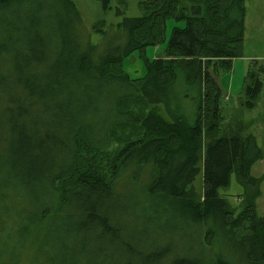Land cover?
I'll list each match as a JSON object with an SVG mask.
<instances>
[{
    "label": "trees",
    "instance_id": "obj_1",
    "mask_svg": "<svg viewBox=\"0 0 264 264\" xmlns=\"http://www.w3.org/2000/svg\"><path fill=\"white\" fill-rule=\"evenodd\" d=\"M187 1L143 4L103 51L70 0H0V264L59 263L64 255L37 244L44 233L58 252L60 238L73 242L72 264H264L260 180L250 174L260 148L239 122L224 128L217 81L241 54L244 0ZM41 3L55 8L53 24L38 21L24 40L21 23ZM170 19L186 26L130 78L123 60L163 43ZM179 83L195 95L192 120L170 110ZM261 90L256 77L243 105L253 108ZM232 174L243 188L238 212L217 194ZM163 221L184 223L199 256L157 241L137 254L122 236L128 225ZM231 241L248 250L231 251Z\"/></svg>",
    "mask_w": 264,
    "mask_h": 264
},
{
    "label": "rangeland",
    "instance_id": "obj_2",
    "mask_svg": "<svg viewBox=\"0 0 264 264\" xmlns=\"http://www.w3.org/2000/svg\"><path fill=\"white\" fill-rule=\"evenodd\" d=\"M74 3L79 12L82 29L85 30L86 36L93 45H101L103 51L107 48H113L110 42L115 33L116 37L122 35L119 30V25L125 18H138L143 14L142 5L152 0H109L104 3L103 0H70ZM180 7L187 4V0H179ZM105 4V5H104ZM43 10L35 18H25L21 23L22 29L29 30L26 33L22 32V39L31 41L33 38L34 29L37 28L38 21L41 25L51 27L53 18L51 11L55 8L47 4H40ZM244 33L242 40V50L239 57L233 60L230 72H224L218 77V85L222 90V123L224 128L234 129L237 122L245 127V132L255 136L257 145L260 148L261 156L251 166V176L260 180V197L256 201V214L264 218V0H244ZM186 21L184 19L176 21L170 19L166 22L165 40L163 43L154 46H148L145 54L141 55L138 51H134L123 60L122 67L124 71L132 79H140L146 73V59H154L158 56H163L164 50L167 47L170 39V34L173 28H184ZM81 29V30H82ZM101 30L103 33H101ZM105 38L107 41H103ZM114 45H121L117 42ZM248 75L250 77H248ZM258 77L262 82V90L253 108H247L243 105L249 95L246 94L245 86L253 82L254 78ZM113 92V89H110ZM195 95L188 88L179 83L171 92L170 110L186 115L187 119L192 120L195 111ZM120 144L116 142L114 147ZM112 144H110L107 152H110ZM193 186L199 193L202 186V176L199 172L195 176ZM243 193L242 186L236 180L235 174L230 177L228 187L219 188L217 194L220 198L227 200L231 208L238 212L240 210V196ZM156 230L159 235L145 234L149 231ZM44 239L40 236L37 244L44 245L49 255L61 254L64 257L59 259V263L55 264H72L75 258L80 253L78 248L66 237H62L61 252L53 248V240L49 233H44ZM122 236L132 245V249L137 254H146V247L152 242H159L158 248L166 249L167 246L175 247L178 251L191 252L198 255L200 250L198 238L193 239L188 227L182 222H160L158 226L153 225H137L134 228L128 225ZM114 247V246H112ZM229 249L231 251L243 252L248 250L239 246H232L230 242ZM88 254V253H86ZM106 261L114 259L110 250L105 253ZM199 256V255H198ZM139 261V257L136 258ZM20 264H28L24 260ZM81 264V262L77 263Z\"/></svg>",
    "mask_w": 264,
    "mask_h": 264
}]
</instances>
